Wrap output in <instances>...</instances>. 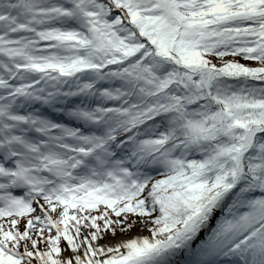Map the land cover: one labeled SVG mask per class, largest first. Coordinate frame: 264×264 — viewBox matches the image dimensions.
Returning a JSON list of instances; mask_svg holds the SVG:
<instances>
[{
    "label": "snow or ice",
    "instance_id": "6c2138e0",
    "mask_svg": "<svg viewBox=\"0 0 264 264\" xmlns=\"http://www.w3.org/2000/svg\"><path fill=\"white\" fill-rule=\"evenodd\" d=\"M0 264H264V0H0Z\"/></svg>",
    "mask_w": 264,
    "mask_h": 264
},
{
    "label": "rangeland",
    "instance_id": "374dc122",
    "mask_svg": "<svg viewBox=\"0 0 264 264\" xmlns=\"http://www.w3.org/2000/svg\"><path fill=\"white\" fill-rule=\"evenodd\" d=\"M140 233H145L146 235L148 234L146 231H144V232H142L141 230H140V228L139 227H137V228H135L131 233H129L127 236H123V235H118L115 239H111V238H109V240L108 241H105V243H109V242H111V241H113V240H117V239H121V238H128V237H132V236H138L137 234H140ZM117 242V241H116ZM113 244H115V243H113Z\"/></svg>",
    "mask_w": 264,
    "mask_h": 264
},
{
    "label": "trees",
    "instance_id": "16d2710c",
    "mask_svg": "<svg viewBox=\"0 0 264 264\" xmlns=\"http://www.w3.org/2000/svg\"><path fill=\"white\" fill-rule=\"evenodd\" d=\"M228 59H232L231 57H229ZM240 63L245 64L246 66H250V67H256L258 65L255 64V62L252 61H244L242 59H240L239 57L236 58ZM216 63H219L218 61H214Z\"/></svg>",
    "mask_w": 264,
    "mask_h": 264
},
{
    "label": "bare ground",
    "instance_id": "6f19581e",
    "mask_svg": "<svg viewBox=\"0 0 264 264\" xmlns=\"http://www.w3.org/2000/svg\"><path fill=\"white\" fill-rule=\"evenodd\" d=\"M137 235H139V236H143V235H146L145 233H140V234H137ZM132 237H134V236H132ZM132 237H128V238H121V239H117V240H113V241H111V242H109V243H116V241L118 242L119 240H123V239H130V238H132Z\"/></svg>",
    "mask_w": 264,
    "mask_h": 264
}]
</instances>
